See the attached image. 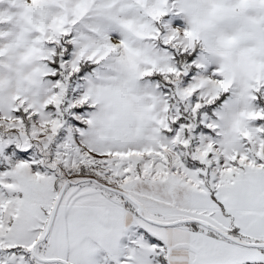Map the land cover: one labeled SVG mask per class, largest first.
<instances>
[{
  "label": "snow or ice",
  "instance_id": "1",
  "mask_svg": "<svg viewBox=\"0 0 264 264\" xmlns=\"http://www.w3.org/2000/svg\"><path fill=\"white\" fill-rule=\"evenodd\" d=\"M0 264H264V0H0Z\"/></svg>",
  "mask_w": 264,
  "mask_h": 264
}]
</instances>
